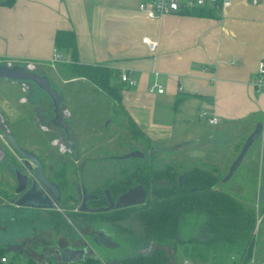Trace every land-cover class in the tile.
<instances>
[{"label":"crops","instance_id":"crops-1","mask_svg":"<svg viewBox=\"0 0 264 264\" xmlns=\"http://www.w3.org/2000/svg\"><path fill=\"white\" fill-rule=\"evenodd\" d=\"M139 3L140 0L1 3L0 62H33L36 69H44L55 53L56 31L72 29L79 60L114 70L111 81L122 85L126 111L154 141L181 147L194 143L196 148L190 154L197 151L202 157H210L221 153V159L226 160L233 146L215 151L214 146L222 145L216 142L236 130L233 145L239 146L256 123L264 121V90L252 84L264 58V0H233L226 10H216V16L172 13L157 19L147 17ZM146 36L157 40L155 51L143 42ZM124 71L136 80L134 85L120 80ZM11 81L20 84V89L27 82ZM153 83L163 85L165 91H150ZM0 94L5 97L2 91ZM23 95L21 92L18 97L20 104L26 102L21 100ZM20 104L18 108L23 110ZM209 116H217L219 121L212 124ZM263 143L264 139L260 145L264 171ZM250 149L242 164L256 147L249 154ZM51 246L56 251L53 256L62 260L55 244ZM67 246L76 247H63ZM17 254L26 256L27 262L44 257L40 250L21 249Z\"/></svg>","mask_w":264,"mask_h":264},{"label":"rangeland","instance_id":"rangeland-1","mask_svg":"<svg viewBox=\"0 0 264 264\" xmlns=\"http://www.w3.org/2000/svg\"><path fill=\"white\" fill-rule=\"evenodd\" d=\"M36 71L47 75L52 86L58 91L62 99L63 116L67 122L69 121V131L75 140V147L66 141V133L62 126L53 123L56 114L51 97L32 81L25 82L29 85L27 90L29 98L24 104H20L18 97L21 92L24 93L22 85L20 89V84L0 78V91L5 95V97H1L0 94V115L6 128H13L17 132L21 146L35 151L44 158L49 173L60 169V167H67L66 175L69 179V187L72 189L71 193L67 194L73 198L70 200V204L64 208H72L79 203L75 194L77 182L84 183L88 191L103 187L108 180L123 178L121 170L132 163L130 160L133 157L117 158L118 156L134 150L133 147L142 151L145 157L148 156V152L141 142L133 139L130 135L127 128V117L123 110L93 83L78 76L65 78L57 64H47L44 69L39 68ZM76 86L82 90L71 88ZM18 104L23 110L18 108ZM202 122L208 125L204 118H202ZM193 134L192 138L196 135ZM221 138L223 139L216 142V145L221 143L223 147L216 148L214 146L213 150L223 152L226 147L233 146L232 153L226 160L221 159V153L202 157V153L196 151L191 153L195 157H191L190 151L192 148H196L194 143L181 147L172 146L170 142L153 141V146L158 151L153 154L154 167L163 168L171 164L179 166V171L192 166L208 169L220 167V174L225 176L230 163L234 160L244 141L239 146L233 145L236 130ZM263 139L264 134L252 146L249 154L256 147L255 152L250 158L247 156L235 175L226 182H222L221 179L219 184L220 188L232 193L245 204L255 207L259 218L255 227L257 243L254 258L259 264H264V213H261L264 202L258 203V190L260 185L264 184V171L260 165V145ZM65 149L68 150L64 151ZM12 157L16 159V153L0 129V188L8 185V199L14 190L15 170L13 164L4 166L3 163L5 161L9 163ZM52 169L55 170L52 171ZM34 210L21 211L8 202L0 203V245L9 249L6 256L10 259L7 263L0 264H25L27 257L14 253L21 249L42 251L44 257L39 262L53 258L56 251L51 245L57 243L61 247L65 245L85 247L86 252L83 258L88 255H96L111 261L138 252H150L153 247V244L147 246L141 243H136V245L131 243L125 232L113 226L106 228L113 235L118 246L103 247L87 235L93 230L92 226L74 228L70 225L69 229L62 228L63 230L57 232L51 229L46 222L34 224L28 221L25 216L24 218L21 216V212L28 215L32 214ZM205 220V215L192 216L191 221L183 226V230L181 229V234L186 237L197 233ZM73 222L78 223L75 219ZM121 223L124 226H135V228L139 226L138 219L131 217L123 219ZM87 239L89 243H87ZM177 255L178 264H181L185 257L180 254V251L177 252ZM74 264H83V262L79 260ZM113 264L119 263L114 262ZM255 264L257 263L255 262Z\"/></svg>","mask_w":264,"mask_h":264},{"label":"trees","instance_id":"trees-1","mask_svg":"<svg viewBox=\"0 0 264 264\" xmlns=\"http://www.w3.org/2000/svg\"><path fill=\"white\" fill-rule=\"evenodd\" d=\"M13 2L14 0H4L0 1V4L12 5ZM183 13L195 16H216V10L207 7H197ZM54 44L56 50L65 57V60L55 63L59 66L61 74L65 78L82 77L106 93L126 114L130 135L141 142L148 152L146 157L131 158L132 163L121 170L124 177L108 180L104 186L109 187L112 193L117 195L127 189L126 180H131L132 185L141 183L147 187L149 195L146 202L141 205L101 212L72 213L70 217L72 223L56 209L45 212L42 209L34 210V208L20 206L18 209L21 211L34 210L28 215L21 212V216L23 218L25 216L34 224L46 222L57 232L63 230L62 228H70V225L80 228L95 222H105L125 232L127 238L135 245L136 243L147 246L153 244L150 252H138L113 261L88 255L81 259L84 264H113L114 262L178 264L177 252L179 251L183 257L200 264H251L257 243L255 227L259 215L255 207L245 204L232 193L219 187L224 176L220 174V167L208 169L192 166L182 171L178 170L179 166L171 164L163 168L154 167L153 154L158 152L153 146L154 140L126 111L122 102V85L111 81L114 70L101 64L81 62L76 34L72 29H58ZM0 64L5 62L2 61ZM10 131L15 134L20 143L14 129L10 128ZM133 149L136 150V147ZM40 157L44 161L41 155ZM66 168L64 166L58 169L55 176L60 187L68 188L69 183L65 178ZM180 175H182L181 184L179 183ZM8 189V185L0 188V199L8 197ZM261 213H264V206ZM76 214L81 216L80 220L77 219ZM200 215L206 216L200 230L191 236H183L181 234L183 226L191 221L192 216ZM129 217L138 219L137 229L135 226H124L121 223L123 219ZM72 219L77 220L78 223L75 224ZM8 250L0 245V263H3L2 257L7 255ZM49 259L51 263H54L56 258L54 256ZM31 260L29 259L28 262Z\"/></svg>","mask_w":264,"mask_h":264},{"label":"water","instance_id":"water-1","mask_svg":"<svg viewBox=\"0 0 264 264\" xmlns=\"http://www.w3.org/2000/svg\"><path fill=\"white\" fill-rule=\"evenodd\" d=\"M0 78L15 80V81H32L36 83L41 89L45 90L54 103L55 119H58L59 123L63 127L66 135L67 142L75 147V140L69 131V124L63 116V111L61 108L62 99L58 91L52 86L50 79L45 74H40L35 71V69H29L20 64L7 65L0 64ZM0 129L5 135L6 140L12 147V149L17 153L18 156L25 159L26 164L33 169L34 178L32 181H29V177L17 171V181L18 186L16 192L18 195L14 197L11 202L16 206L29 207L34 209L49 210L57 207L61 199V191L59 186L50 180L44 170L43 163L41 159L34 152L24 148L18 142L15 134L6 128V125L3 123V119L0 115ZM264 131V121H259L256 123L252 132L247 136L244 141L240 151L237 156L234 158L232 163L229 166V169L225 176L222 178V182H226L233 177L237 169L241 166L244 161V158L252 146V144L261 137ZM144 153L140 150H132L120 156V158H129V157H143ZM182 175L179 176V183L181 184ZM130 183V182H128ZM80 194L83 193V201L81 210H89L92 212H101L112 209L124 208L128 206L140 205L146 201V197L149 193L147 187L143 184H136L135 186L130 187L127 191L122 192L117 199L113 198L107 190L109 205L90 208L86 205V201L95 197V195L90 194L85 187L82 188ZM264 202V184L260 185L258 190V203ZM87 235L91 237L98 236L101 240V243L98 245L103 246H118L117 241L114 240L113 235L107 231L105 228H100L92 232H88ZM86 236V235H85ZM95 242V239H92ZM87 242L89 243L88 239ZM90 245V244H89ZM56 249L59 251L61 259L65 262L68 261H79L83 258L86 248L85 247H61L58 243L55 245ZM93 250V249H92ZM119 259V258H118Z\"/></svg>","mask_w":264,"mask_h":264},{"label":"built area","instance_id":"built-area-1","mask_svg":"<svg viewBox=\"0 0 264 264\" xmlns=\"http://www.w3.org/2000/svg\"><path fill=\"white\" fill-rule=\"evenodd\" d=\"M233 0H140L139 9L146 14L147 17L151 19L161 18L165 15L172 13H183L187 10L193 8H212L214 10L224 11L232 5ZM253 3H257L259 0H251ZM143 42L148 46L150 51H155L157 47V40L152 39L148 36L143 38ZM65 60V57L55 49L54 56L51 60V64H55L56 62ZM7 65L11 66L14 64L23 65L29 69H35L36 65L33 62L26 63H16L12 61L5 62ZM120 80L126 82L130 85H134L136 80L130 75V73L124 71L120 74ZM252 84L256 89L264 90V58L259 62L256 73L252 79ZM27 85L23 82V89L25 90ZM150 91H156L158 93H163L165 91V87L159 83H153L149 86ZM202 115H206L205 111H202ZM208 120L210 123L215 124L219 121L217 116H209ZM3 262H8L9 259L7 256L2 257ZM255 259L252 258L251 264H255ZM75 261L65 262L63 260L55 259L54 263H51L50 260H46L44 262H39L32 260L31 262H27L25 264H74ZM84 264V263H83ZM182 264H197L193 260L189 258H185Z\"/></svg>","mask_w":264,"mask_h":264},{"label":"flooded vegetation","instance_id":"flooded-vegetation-1","mask_svg":"<svg viewBox=\"0 0 264 264\" xmlns=\"http://www.w3.org/2000/svg\"><path fill=\"white\" fill-rule=\"evenodd\" d=\"M26 85H27V88L24 90V95L21 97V100L22 101H27L28 100V98H29V96H28V88H29V85L26 83ZM26 91V92H25ZM49 95V94H48ZM50 96V95H49ZM52 99V98H51ZM53 102V101H52ZM53 105H54V103H53ZM53 123H58L59 125H61L60 123H59V121H58V119H54L53 120ZM63 128V127H62ZM64 130V129H63ZM66 139H67V135H66ZM67 141V140H66ZM29 150V149H28ZM68 149H65L64 151H67ZM30 151H32V152H34L35 154H37V156L41 159V157H40V154H38V153H36L35 151H33V150H30ZM15 152V151H14ZM16 153V152H15ZM120 156H118L117 158H119ZM17 158H18V162H17ZM11 159V161H9V163H7L6 161L3 163V165L5 166V165H7L8 166V164H13L14 165V190H13V194L11 195V197L8 199V197H2L1 199H0V203H3V204H5V202H8L10 205H12V206H14V207H16V208H19L20 206H16L13 202H11V200L14 198V197H16L17 195H18V193L16 192V188H17V186H18V181H17V171H20V172H22V173H24V174H26L28 177H29V181H32L33 180V178H34V173H33V169L32 168H30L27 164H26V162H25V159L24 158H21L20 156H18L17 155V153H16V159L14 158V157H12V158H10ZM19 159L21 160L22 159V161H19ZM41 161H42V163H43V166H44V170H45V174H46V176L50 179V180H52L53 182H55L58 186H59V184H58V181H57V178H56V176H55V174H56V171L58 170V169H52V171H54V172H48V169H47V167L45 166V162L41 159ZM2 162V161H1ZM15 163H16V165H15ZM19 163V164H18ZM60 169H61V167H60ZM66 180H68V182H69V179H68V177H67V175H66ZM128 182H130V183H128ZM126 185L128 186L127 187V189H125V190H123V191H121L119 194H114V193H112V191H111V189L109 188V187H107V186H103L102 187V189H100V187H97V188H95V189H93V190H90V191H88V189L86 188V186H85V184L84 183H81V182H77L76 183V192H75V194H76V197H77V200H78V205L77 206H75V207H72V208H69V207H66V208H64L65 206H68V204H70V200L73 198V197H71V195H68L67 193L69 192V193H71L70 191L72 190L71 189V187H69L70 185H68V188H66V187H60L59 186V188H60V191H61V199H60V201H59V203L57 204V207L56 208H54V209H56V210H58L63 216H64V218L66 219V220H68V221H71V216L73 215L72 213H79V212H92V211H89V210H81L80 209V207L82 206V201H83V193H82V195L80 194V192H79V190L80 191H82V188L83 187H85L86 189H87V191L90 193V194H93V195H95V197H91V198H89L87 201H86V205L88 206V207H90V208H95V207H101V206H106V205H109V198H108V194H107V190H109V192H110V194H111V196L113 197V198H115V199H117L118 198V196L122 193V192H125V191H127L130 187H132V186H135V185H132V181L131 180H126ZM149 191V190H148ZM148 195H149V193H148ZM148 195H147V197H146V200H147V198H148ZM146 202V201H145ZM144 202V203H145ZM143 203V204H144ZM141 205V204H140ZM62 207V208H61ZM112 210H114V209H112ZM43 211H49V210H43ZM108 211V210H107ZM75 216V215H74ZM76 216H77V214H76ZM81 216H77V219L78 220H80L81 218H80ZM90 226H92V228H93V230H91L90 232H92V231H94V230H97V229H100V228H105V229H107V231H108V228H106V227H110V225L108 224V223H105V222H95L94 224H91ZM109 232V231H108ZM110 233V232H109ZM92 239H95V243H101V239L98 237V236H94V237H91ZM88 243V242H87ZM101 246H103L102 244H101ZM81 247H83V246H81ZM103 247H105V246H103Z\"/></svg>","mask_w":264,"mask_h":264}]
</instances>
